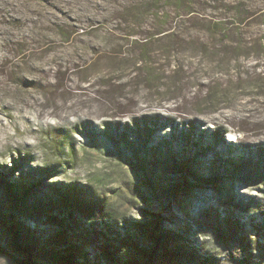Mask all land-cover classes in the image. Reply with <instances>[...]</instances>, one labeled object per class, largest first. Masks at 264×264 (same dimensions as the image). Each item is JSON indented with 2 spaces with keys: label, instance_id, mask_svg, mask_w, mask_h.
<instances>
[{
  "label": "rangeland",
  "instance_id": "obj_1",
  "mask_svg": "<svg viewBox=\"0 0 264 264\" xmlns=\"http://www.w3.org/2000/svg\"><path fill=\"white\" fill-rule=\"evenodd\" d=\"M0 169L38 181L17 209L0 185V264H74L57 184L134 231L145 252L121 250L141 264H206L198 245L264 264V0H0ZM152 211L178 240H157ZM8 214L61 251L16 250Z\"/></svg>",
  "mask_w": 264,
  "mask_h": 264
},
{
  "label": "trees",
  "instance_id": "obj_2",
  "mask_svg": "<svg viewBox=\"0 0 264 264\" xmlns=\"http://www.w3.org/2000/svg\"><path fill=\"white\" fill-rule=\"evenodd\" d=\"M183 177L186 179L185 175ZM0 185H2L8 195H10L14 208L17 209L20 206L21 200L25 198L29 192L37 188L38 181L25 179L23 177L19 181L10 180L6 172H4L3 169H0ZM54 187V192L59 195V199L60 197L62 198L60 202L62 204L56 205L52 195L51 203L59 212V214L57 213V217L59 218L60 215H62L63 218L62 221H60L59 237L65 245L62 251L67 261L73 259L74 264H90L91 262L83 261L80 257L85 256V258H89L87 251L90 250V247L93 248L95 243H100L111 253L115 250V254H111V258L114 259V262L119 264H141L138 258L130 256L129 251L126 249L121 250L122 244H129L140 249V251L145 252V248L137 239L134 231L122 235L112 222L105 220V223L101 226L93 223L94 209L101 213L102 216H104V209L105 216L110 214L106 209L107 207L105 204L98 203L92 198L90 199V197L87 199L88 203H81L85 201L83 194H85L87 190L82 191L83 194L80 193L82 194L80 195V187L78 185L72 184L61 186L57 184L54 185ZM150 214L151 218H153L152 220H155L154 223H156L154 224L153 229L155 230L153 232H155L154 236L157 237V240L160 241L161 239V241H164L163 238H160L162 237V234H168L172 241L178 240L177 236H181V234H179L175 227L163 226L158 220L161 217L158 211H152ZM169 217L173 218L174 214L171 212ZM2 221L4 225L9 228L17 250L25 253H31L32 251L37 252L39 250H44L50 253L61 251L60 247L44 245L42 239L40 237L38 238V236L35 235V232H31L29 228H25L23 226V221L17 219L14 215L8 214L2 219ZM139 224L140 228L146 230L152 227L151 223L145 222L141 224L139 222ZM185 225L186 226L182 228L185 230V234L191 232L193 236L196 230H201V228H191L187 223ZM175 242L176 244L178 243V241ZM205 247V245H198V251L195 247L191 246L193 250L190 248V252L194 257L202 258L204 263L209 264L210 256L207 254H201L200 252V250ZM164 254L166 255L167 253ZM95 257V255H92L90 258ZM95 259L99 260L97 258Z\"/></svg>",
  "mask_w": 264,
  "mask_h": 264
},
{
  "label": "water",
  "instance_id": "obj_3",
  "mask_svg": "<svg viewBox=\"0 0 264 264\" xmlns=\"http://www.w3.org/2000/svg\"><path fill=\"white\" fill-rule=\"evenodd\" d=\"M10 196V195H9ZM12 236V235H11ZM12 238V237H11ZM12 245L14 246V248H15V245H14V239L12 238ZM16 249V248H15ZM17 250V249H16ZM19 251V250H18ZM21 252V251H20ZM22 253H24V252H22Z\"/></svg>",
  "mask_w": 264,
  "mask_h": 264
},
{
  "label": "bare ground",
  "instance_id": "obj_4",
  "mask_svg": "<svg viewBox=\"0 0 264 264\" xmlns=\"http://www.w3.org/2000/svg\"><path fill=\"white\" fill-rule=\"evenodd\" d=\"M5 61V59L3 60V62Z\"/></svg>",
  "mask_w": 264,
  "mask_h": 264
}]
</instances>
